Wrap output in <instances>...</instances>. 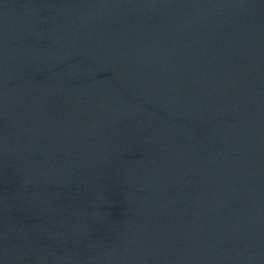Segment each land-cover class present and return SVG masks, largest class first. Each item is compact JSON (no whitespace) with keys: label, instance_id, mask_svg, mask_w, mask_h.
Segmentation results:
<instances>
[{"label":"water","instance_id":"1","mask_svg":"<svg viewBox=\"0 0 264 264\" xmlns=\"http://www.w3.org/2000/svg\"><path fill=\"white\" fill-rule=\"evenodd\" d=\"M0 264H264V0H0Z\"/></svg>","mask_w":264,"mask_h":264}]
</instances>
